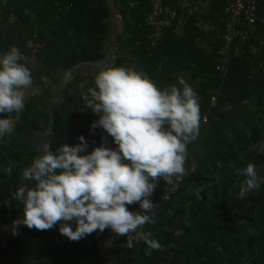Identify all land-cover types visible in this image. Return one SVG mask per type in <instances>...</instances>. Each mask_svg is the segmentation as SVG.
<instances>
[{"label":"trees","instance_id":"16d2710c","mask_svg":"<svg viewBox=\"0 0 264 264\" xmlns=\"http://www.w3.org/2000/svg\"><path fill=\"white\" fill-rule=\"evenodd\" d=\"M135 1L138 5L133 8L130 0H8L6 5L0 0L1 52L18 47L30 54L26 49L30 40L43 45L36 66L19 61L30 70L32 85L40 87V92L25 97L21 112L0 113V119H18L17 133L51 130L46 143L53 152L63 144L75 146L83 136L88 148L79 155H86L96 147L110 146L99 134L85 129L86 122L98 118L88 108V89L95 87V79L86 84L76 75L68 81L71 71L105 61L110 55L106 49L113 45L116 54H111L104 68L140 72L135 67L140 60L147 68L142 74L161 90L180 87L178 78H184L199 98V135L187 145L178 189L169 201L155 204L150 213L155 223L138 229L151 232L162 250L148 252L143 241H134L128 248L124 236L119 264H264V184L242 200L239 185L245 178L237 175L251 163L264 178L259 172L264 163L260 150L264 141V51L260 55L264 23L259 12L257 32L242 47L240 57L231 61L228 75L221 78L216 64L224 31L206 53L196 43L202 37L198 31L189 30L182 37L175 33L177 18L160 42L150 47L153 29L145 23L149 0ZM227 4L228 0H216L212 14L217 28ZM114 7L121 14L123 29L112 43ZM262 8L263 4L260 18ZM60 87L62 100L57 103L54 88ZM214 96L217 104L211 107ZM247 102L257 109L244 106ZM15 135L0 139V264H103L102 249L109 238L106 229L79 241L62 236L59 222L45 231L23 225L17 237L8 235L17 214L10 204L12 192L35 158L31 150L19 153L13 149ZM224 136L227 139L222 143ZM6 164L7 172L3 170ZM71 226L75 230L74 222Z\"/></svg>","mask_w":264,"mask_h":264},{"label":"clouds","instance_id":"9594fccd","mask_svg":"<svg viewBox=\"0 0 264 264\" xmlns=\"http://www.w3.org/2000/svg\"><path fill=\"white\" fill-rule=\"evenodd\" d=\"M20 61L18 49L0 56V113H19L24 108L25 90L33 80ZM88 89V108L100 116L91 129L102 127L115 145L100 146L84 153L88 143L78 137L75 146L63 144L55 152L45 143L43 155L23 170V178L35 187H19L13 198L23 203V219L14 226L40 231L60 223L59 232L70 241L111 229L126 236V246L143 241L147 251L162 250L151 232L142 229L155 220L150 213L160 178L168 184L184 174L187 145L199 135V98L184 78L161 90L133 68L101 69ZM13 129V121L0 119V139ZM245 179L239 185V198H245L264 184L256 166L249 163L237 171ZM139 203L140 211L127 205ZM75 223L73 230L71 223ZM15 230L13 235H15Z\"/></svg>","mask_w":264,"mask_h":264},{"label":"crops","instance_id":"0c3cea01","mask_svg":"<svg viewBox=\"0 0 264 264\" xmlns=\"http://www.w3.org/2000/svg\"><path fill=\"white\" fill-rule=\"evenodd\" d=\"M216 3V0H176V6L179 11L178 14V20L175 24V33L182 37L189 33V30L196 32L198 31L201 33L202 37L199 38L196 43L199 47L202 48L203 52H209L211 51V46L215 45L216 41L221 38V32L224 31V22L223 18L220 21V28H217L216 22L213 19V9L214 5ZM263 4V11H264V0H261L260 7ZM259 7V9H260ZM261 9V10H262ZM259 12V20L264 23V12L263 16L260 18V11ZM217 28V29H216ZM110 29H111V39L112 43H114L117 39V36L122 32L123 25H122V17L119 12V10L116 9V7L113 8V15L111 17L110 21ZM217 34V35H216ZM223 37V36H222ZM149 39V38H148ZM260 55L262 48H264V39L260 41ZM115 47L113 45H110L106 50L109 51L108 58L101 62L100 64H84L80 65L75 70L71 71L70 74H68L69 79H72L76 75H80L84 78V82L86 84H89L90 81L95 79V76L97 73L106 67V63L109 62L111 59V54L114 52ZM114 56V53H113ZM135 67L137 70H139L141 73L146 74V65L145 63L141 62L140 60L135 61ZM261 72V71H260ZM254 74L257 76L259 74V69L254 72ZM40 92V87L31 85L30 88L25 90V97H29L34 95L35 93ZM55 92V101L57 103H61L62 97L61 94L63 93V88H54ZM244 106L246 107H252L254 110L257 109V106H253L251 103H245ZM100 116L98 115L97 120L86 122L85 123V129L91 133V134H99L102 139L109 144L110 149L115 150L118 146L113 144V138L108 135L102 127H97L94 130L91 129V125L93 122L98 121ZM18 119H14L13 121V129L10 133L7 135L11 136L15 135L16 141L14 143L13 149L15 151H18L19 153L24 150H31L34 154V157L43 155V152L41 151L42 146L51 138V130L48 132H33V131H26V132H20L17 133V121ZM225 139L221 138L220 142L225 143L227 136H224ZM73 146V143H72ZM260 150L264 152V141L260 145ZM10 163V162H9ZM8 163V164H9ZM6 164L3 167V170L7 172V166ZM6 167V168H5ZM260 174H264V163L260 165L259 168ZM27 185L28 187H35L34 181H28L23 179V181L17 185V187L13 190L10 204L14 208L15 211H17V214L15 215L14 221L18 219H23V209L24 205L21 202L16 201L13 198L14 192L21 186ZM129 211H140L139 205L136 206L133 205H127ZM13 221V222H14ZM23 225H20V230ZM14 227V228H12ZM12 227L8 231V235L10 234V237H17L19 234V227L18 229H15L14 223L12 224ZM15 230L16 234L13 235V231ZM106 231L109 234V238L107 239L105 246L102 249V262L103 264H119V258L118 253L122 250V241L124 239V236H120L115 234L110 228L106 229ZM14 238V237H13ZM12 264V263H11ZM14 264V263H13Z\"/></svg>","mask_w":264,"mask_h":264},{"label":"built area","instance_id":"2783aa9c","mask_svg":"<svg viewBox=\"0 0 264 264\" xmlns=\"http://www.w3.org/2000/svg\"><path fill=\"white\" fill-rule=\"evenodd\" d=\"M3 5H6L8 0H2ZM261 0H228L227 7L223 13L224 34L223 42L219 48V61L216 64V71L220 74L221 78H225L229 73L231 61L240 57L242 47L247 44L252 36L258 30V11ZM131 7H136L138 3L135 0H130ZM176 3L171 0H149V12L145 19V23L153 29L152 34L149 36L150 47H155L163 38L167 29L171 28L178 18V11L175 8ZM0 13V23H1ZM43 45L40 42L28 41L26 49L30 51L27 54L25 51L18 47L20 53V61L28 62L36 66V55L38 50ZM8 52V51H7ZM0 56L1 52V38H0ZM217 104V97H212L210 101L211 107ZM205 116L203 122H207ZM183 175L173 178V183L168 184L164 178H160L157 187L151 197L152 202L156 205L165 203L170 200L172 194L179 187ZM164 186V194L158 198V191ZM89 235V234H88Z\"/></svg>","mask_w":264,"mask_h":264},{"label":"rangeland","instance_id":"374dc122","mask_svg":"<svg viewBox=\"0 0 264 264\" xmlns=\"http://www.w3.org/2000/svg\"><path fill=\"white\" fill-rule=\"evenodd\" d=\"M68 81L70 80L69 78L67 79ZM63 86V85H62ZM61 88H63V87H61ZM59 89V88H58ZM11 264V263H10Z\"/></svg>","mask_w":264,"mask_h":264},{"label":"water","instance_id":"95a60500","mask_svg":"<svg viewBox=\"0 0 264 264\" xmlns=\"http://www.w3.org/2000/svg\"><path fill=\"white\" fill-rule=\"evenodd\" d=\"M114 54H116V49H114Z\"/></svg>","mask_w":264,"mask_h":264}]
</instances>
